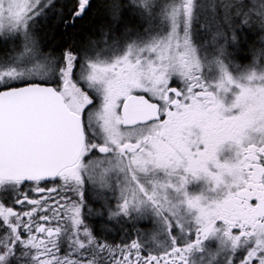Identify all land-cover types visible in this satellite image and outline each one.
Returning a JSON list of instances; mask_svg holds the SVG:
<instances>
[{
    "label": "snow or ice",
    "instance_id": "obj_1",
    "mask_svg": "<svg viewBox=\"0 0 264 264\" xmlns=\"http://www.w3.org/2000/svg\"><path fill=\"white\" fill-rule=\"evenodd\" d=\"M0 264H264V0H0Z\"/></svg>",
    "mask_w": 264,
    "mask_h": 264
},
{
    "label": "flooded vegetation",
    "instance_id": "obj_2",
    "mask_svg": "<svg viewBox=\"0 0 264 264\" xmlns=\"http://www.w3.org/2000/svg\"><path fill=\"white\" fill-rule=\"evenodd\" d=\"M73 2H74V0H73ZM95 12V11H94ZM80 42V41H79ZM79 42H76V43H74V44H69L73 49H75L77 46H78V44H79ZM238 64H241V65H244V64H247V63H249V61L248 60H245V59H243V58H237V61H236ZM51 186H53V185H48V187H51ZM25 191H27L28 192V194L30 195V196H32L33 198H37L38 197V194H36L33 190H32V186L31 185H29L28 187H26L25 189H24ZM53 195H55V194H53ZM9 203L11 204V201H9ZM16 207H19V206H16ZM25 207H31V206H25ZM93 207L95 208V207H98V204H93ZM134 235H135V229H133V228H125V230L124 231H120V232H114L113 234H112V236L109 238V242H126V241H129V240H131L133 237H134ZM158 243H160V244H163V243H165V240H164V238L163 237H160L158 240H153V241H151V250H153V251H157L158 249H160V248H162V247H165L166 246V243L165 244H163V245H161V247L160 248H158L159 247V245H157Z\"/></svg>",
    "mask_w": 264,
    "mask_h": 264
},
{
    "label": "trees",
    "instance_id": "obj_3",
    "mask_svg": "<svg viewBox=\"0 0 264 264\" xmlns=\"http://www.w3.org/2000/svg\"><path fill=\"white\" fill-rule=\"evenodd\" d=\"M72 3L73 0H71L70 5ZM93 16L94 13L93 15L86 17L85 20L81 21L75 29H70L67 32H65L64 29L60 27V29L55 34V40L52 41L53 47H57L61 44H74L81 41L85 37L83 36V31H85V29L88 31L93 26ZM88 35H90V33Z\"/></svg>",
    "mask_w": 264,
    "mask_h": 264
},
{
    "label": "rangeland",
    "instance_id": "obj_4",
    "mask_svg": "<svg viewBox=\"0 0 264 264\" xmlns=\"http://www.w3.org/2000/svg\"><path fill=\"white\" fill-rule=\"evenodd\" d=\"M61 2L64 3V4H67V5H69V6H71V5H70L71 0H61ZM92 27H93V26H92ZM92 27H91V28H92ZM59 29H60V26H59L58 21H57L56 19H50V20L47 22V27L45 28V31L48 32L49 38H50L52 41H54V40H55V34L57 33V31H58ZM88 34H89V32L85 29V31H83V36H86V35H88ZM116 243H121V242H116ZM163 244H165V243H163ZM163 244L158 243V244H157V245H159L158 248H160L161 245H163Z\"/></svg>",
    "mask_w": 264,
    "mask_h": 264
}]
</instances>
